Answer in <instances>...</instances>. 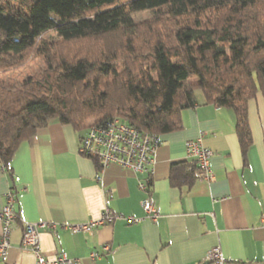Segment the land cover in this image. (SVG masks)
<instances>
[{
	"label": "trees",
	"instance_id": "1",
	"mask_svg": "<svg viewBox=\"0 0 264 264\" xmlns=\"http://www.w3.org/2000/svg\"><path fill=\"white\" fill-rule=\"evenodd\" d=\"M143 11L152 20L136 21ZM33 51L51 71L25 88L0 84V160L13 181L20 144L52 120L82 133L90 118H120L162 135L182 128L183 110L212 103L235 111L245 152L253 142L264 0H0V71ZM194 179L188 165H173L174 185Z\"/></svg>",
	"mask_w": 264,
	"mask_h": 264
},
{
	"label": "crops",
	"instance_id": "2",
	"mask_svg": "<svg viewBox=\"0 0 264 264\" xmlns=\"http://www.w3.org/2000/svg\"><path fill=\"white\" fill-rule=\"evenodd\" d=\"M182 122L181 129L160 135L151 173L114 163L103 170L80 151L85 132L58 120L24 140L11 162L14 181L0 160V209L15 187L18 216L0 264H37L34 252L22 247L27 223L54 225L40 229L42 252L51 260L65 254L76 264H211L208 252L220 247L235 264H264V91L249 103L253 142L246 152L230 107L197 104L183 110ZM202 133L213 151V179L187 152V142ZM174 164L188 165L193 183L174 185ZM148 194L157 220L142 207ZM106 209L142 220L117 219L91 232L65 227L99 220Z\"/></svg>",
	"mask_w": 264,
	"mask_h": 264
},
{
	"label": "built area",
	"instance_id": "3",
	"mask_svg": "<svg viewBox=\"0 0 264 264\" xmlns=\"http://www.w3.org/2000/svg\"><path fill=\"white\" fill-rule=\"evenodd\" d=\"M201 139L190 140L187 142V152L189 156L194 158L199 166L203 169L206 176L213 179V173L210 168V161L213 151L204 146ZM160 145V135L142 132L138 128L127 124L120 118H114L102 123H95L85 130V134L81 138L80 151L100 162V166L104 170L111 164H118L123 168L131 169L136 173H151L157 147ZM141 188L147 189V184L141 182ZM16 202L15 192L11 189L6 196V203L0 209V223L2 230L0 233V255L6 256L11 246V232L16 223L18 216L14 210ZM142 207L146 212V217L157 220L159 211L157 210L154 200L148 194L142 202ZM126 219L129 223L137 224L142 218L132 216H124L121 213L113 212L106 209L99 220H93L83 224H65V227L71 231L91 232L94 228L106 223L114 222L117 219ZM48 226L54 227L53 224L27 223L25 224L22 247L30 249L37 258V264H76L77 260L70 259L65 254L51 260L44 256L41 248L40 229ZM105 250L111 251L109 245L105 246ZM93 258L99 257L98 253L92 254ZM206 259L211 264H235L228 261L222 254L220 247L212 248ZM244 264H258L256 262H248Z\"/></svg>",
	"mask_w": 264,
	"mask_h": 264
},
{
	"label": "rangeland",
	"instance_id": "4",
	"mask_svg": "<svg viewBox=\"0 0 264 264\" xmlns=\"http://www.w3.org/2000/svg\"><path fill=\"white\" fill-rule=\"evenodd\" d=\"M153 15L154 13L150 11H143L134 14V18L136 19V21L144 22L152 20ZM211 18L214 19V15H212ZM161 29H166L163 24H161ZM50 36H48L50 39H54L57 42L59 41L58 37L54 35H52V37ZM115 40L117 39L115 38ZM64 47L69 51L72 50L71 44L64 45ZM85 47L86 46H84L83 48ZM46 61L50 62L49 60H45V58L38 56V54L33 51L27 58V62H25L23 65H19L8 71H0V84L3 83L7 84L8 86H14L16 88H25L31 83V80H38V78L44 76L46 73L48 74L51 71V67ZM52 61L55 64L57 60L52 59ZM28 88L29 87H27L26 89ZM87 123V127H89L92 124H95L96 120L94 118H90Z\"/></svg>",
	"mask_w": 264,
	"mask_h": 264
}]
</instances>
